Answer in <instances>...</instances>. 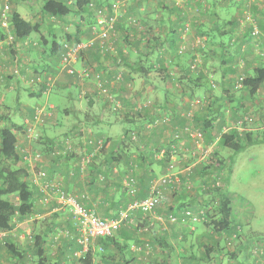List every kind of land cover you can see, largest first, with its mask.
<instances>
[{"label":"crops","instance_id":"0c3cea01","mask_svg":"<svg viewBox=\"0 0 264 264\" xmlns=\"http://www.w3.org/2000/svg\"><path fill=\"white\" fill-rule=\"evenodd\" d=\"M97 1L109 6L113 0ZM122 1L127 6L116 22L112 51L100 50L95 40L73 61L76 69H88L82 80L60 68V59L65 43L89 36L92 17L86 26L82 14L74 13L78 18L73 16L71 23L68 15L42 13L41 20L29 19L40 29L25 39L27 44L25 40L9 47L0 43V126L11 124L17 140L25 144L22 129L14 127L16 117L22 124L36 104L52 106L38 127V141L45 148L38 167L58 174L64 189L99 216L122 215L110 238L90 242L89 264H192L186 237L190 240L193 232H188L190 225L184 224L181 211L192 208L201 196L164 186L165 199L151 212L132 207V202L149 195L151 181L165 173L167 165L176 164L182 168L180 173L189 169L192 176L205 177L203 163L187 159L193 140L186 134L174 146L178 142L174 134L191 120L199 129L193 134L198 139L196 147L218 143L220 135L233 128L254 138L253 122L257 115L264 116V83L253 95L248 87L234 85L238 75L264 66V7L257 0H186L180 5L172 0ZM90 13L85 15L90 17ZM127 15H134L135 26ZM186 20L191 26L184 31ZM57 25H65L64 37ZM251 26L257 28L255 37ZM3 37L0 28V40ZM19 61L21 74H14ZM141 67H150L156 74L144 77L137 72ZM52 77L54 82L48 87ZM100 82L107 91L98 92ZM22 83L28 86L21 87ZM22 91L27 96L38 92L39 100L28 101ZM111 103L119 108L113 111ZM188 109L193 110L191 120L185 114ZM244 115L253 120L241 128L237 120ZM164 117L165 121L153 125ZM127 131L130 138L136 131L139 140L122 142ZM115 135L121 136L120 145L111 149ZM89 137L102 139L103 145L81 169V158L93 148L86 144ZM66 138L71 146L68 153L52 156L51 151ZM126 171L137 181L132 194L125 186ZM33 185L34 212L24 220H14L5 231L0 239V264H83L70 212L54 200L44 202L42 191ZM227 196L234 211L233 199ZM170 214L177 221H170Z\"/></svg>","mask_w":264,"mask_h":264},{"label":"rangeland","instance_id":"374dc122","mask_svg":"<svg viewBox=\"0 0 264 264\" xmlns=\"http://www.w3.org/2000/svg\"><path fill=\"white\" fill-rule=\"evenodd\" d=\"M0 1L2 2L1 3V7H2L4 1L3 0H0ZM91 1H93L95 4L93 8H90L91 16L89 17L88 14L85 15L86 13H82V16L87 18V19L84 18V22H86V26H88L87 25L88 18L90 19L92 17V20L89 23V26L87 28V30H89L88 31L89 36H92L90 26L94 23L95 15L98 14L99 11H101L103 13L102 14L103 16H107L108 9L110 10L111 8L109 6H106L107 4L103 2L101 3V1H97V0H91ZM117 1L119 0H113L111 3H109V5ZM250 1L253 2V0H250ZM257 1H259L260 5L264 7V0H257ZM42 2H43L42 0H8L7 3L10 6L11 10L13 8H17L18 10H20V13L23 16L33 21L35 19L36 20L43 19V16L41 15L42 14V11H41ZM126 2L127 1H124V2L122 1L121 5L119 4L120 7H118L117 15H120V14L122 15L123 8L127 6ZM73 16H74V13H70L68 15V17L72 21L71 23H73V20H72ZM127 16L128 18L130 16L134 17V15H127ZM74 17L75 19L78 18L76 16ZM252 18L253 17H251L250 15L248 16L249 20ZM130 24L135 26V24H132V23ZM57 26L58 27L56 29H58V31L63 35L62 37H64L65 32H67V29H65L64 27L65 25H57ZM0 28L3 30L4 36H5L2 38V40H0V43H4L6 46L9 47V45L11 44L7 43L6 28L1 25H0ZM115 28H116V23H115ZM89 36L88 37L85 36L83 40H80V41L86 42L89 38H91ZM255 36L256 35H252V37H255ZM115 37L116 35L114 34V36L111 38L112 46H114ZM74 60H72L71 64L73 63ZM19 63H21V61H19L18 64L15 66L13 70L14 74H18V73L21 74L22 67H20ZM81 69H77V70H81ZM243 76L244 74L238 75L237 79L239 82H241L240 77L243 78ZM53 82H54V78H53ZM22 86H28V85H24V83H22L21 87ZM234 87L242 88L240 85H238V83H235ZM22 92L25 95V98L30 102H35L39 100V98L35 96H27L26 93H24V91ZM146 104H150V102H147ZM38 105H41V104H36L35 106H38ZM111 106H112V103H111ZM114 106H112V109L113 111H116V109L119 107H117L116 105ZM11 109L13 110V108ZM9 111L10 109L8 108L5 110V113L8 114ZM18 111H23V110L18 109ZM258 112L260 111L258 110ZM185 114L187 118L191 120V118L193 117V110L189 111L188 109L185 112ZM16 119H17L15 121L16 125L14 124L13 125L16 129L21 130L22 129L20 128V126L22 125L20 123L21 121L17 122L20 120L18 117H16ZM164 119L166 120V117H164ZM252 120L253 119L251 116H247V115L241 116L237 120V126H240L241 128H243L244 126L248 125V122H251ZM126 125L127 124L125 122H122V126L125 127ZM253 125L255 126V129L252 132L254 138L251 140V142L250 141L246 142L244 135H242L243 137L242 149H240L236 153H232L231 159H233V165H232V169L230 172L231 175L230 174L227 175L224 172L226 171V168H225L226 164L225 166L218 169L220 174H223V176L220 175L221 178L223 177L222 179H220V177L217 179L218 184L212 183V179L208 176H205L204 178L202 177L196 178L197 176H192L189 169H186L185 171H183V172H188L187 175L190 172V176L188 175L187 177H185L184 181L182 182L181 186L178 189H180V191H183V192H186V191L195 192L199 194L200 196H202V198L197 200V204H200V205L198 206L193 205V211L196 212L195 210L201 207L202 210H204L208 214V217H209V219L205 223L207 225L201 222L202 219L201 221H198V223L196 224V223H193L191 219L183 218V221L185 220L187 221V223H184V222L183 223L184 224L189 223L190 225L188 232L190 231L193 232V234H189L187 232V234L190 235V238H191L190 240L188 237H186L187 239L183 238L184 240L186 239V241H188L187 244L191 243V246L188 247L187 245V249H188L187 251L189 252V254L192 255V261H190L192 262V264L196 260H202L199 264H264V116L258 117L257 115L256 121L253 122ZM185 127H187L189 129V132L193 134H196L197 131H199V129L196 126H194L193 120H191V123L188 122L187 125H185L182 128V132L179 131L174 134L173 136V138H175L174 140H178L179 142V143L176 142L174 146L178 147V145L180 144V141L183 140V136L188 135L187 137L193 140L191 141L193 143V147H190L189 148L190 151L187 152L188 153L187 159H190V160L193 159L191 163L192 162H202L204 165L206 164L213 165L215 163L216 157L219 159H224L225 161L227 160V158L230 155L229 150L221 148L220 146H218V143L216 142L210 145H207V146L201 145L199 147H196L195 146L196 140H198L197 136H191L187 132V130H185ZM116 129H118V127H116ZM132 133H134L136 137L134 139H131L129 137L130 140L138 141L139 140L138 133L136 131L131 132V134ZM22 137L24 140L25 136L23 135ZM120 139H121V136L115 135L114 137H112L110 141V148L112 149V145L119 147ZM24 141L26 143L22 144L21 146H29L30 148L36 151H39L41 153L45 151V148L42 145H40L38 138L30 140L29 142H27L26 140ZM171 163L173 162L171 161ZM173 165H174L175 171H179L182 169V168H178L176 164H173ZM15 166H23V162L19 160L18 162L15 163ZM214 166H216V164H214ZM204 181H206L207 183L203 185ZM213 185L217 186L221 192L227 195H230L232 197L233 202H234V211H233L234 221L233 223L236 225H239L240 227H239V232L236 233V235L234 236H231V235L228 236L226 234L218 236L217 245H215L214 247L215 251L211 252L210 259L205 260L204 255H203V250L205 249L204 246L205 244H208L209 242H213V239L215 238L212 235L209 220L212 218L210 217V215L212 214L210 206L212 205V203L214 204L217 202V196L215 194H209L210 191H207L208 187H212ZM205 198L206 200L204 201L205 203L204 204L202 199H205ZM195 233L197 234L196 237L194 235ZM31 238H32L31 242H33V237L31 236ZM220 252L223 254L221 259H220V256L218 255V253Z\"/></svg>","mask_w":264,"mask_h":264},{"label":"built area","instance_id":"2783aa9c","mask_svg":"<svg viewBox=\"0 0 264 264\" xmlns=\"http://www.w3.org/2000/svg\"><path fill=\"white\" fill-rule=\"evenodd\" d=\"M4 3L0 9V25L6 28L7 33V43H18L15 40L14 34L9 29V12L10 6L8 5V0H3ZM177 5H180L185 0H172ZM74 0H67V4H73ZM122 1L119 0L111 4L110 10L108 9V15L103 16L102 12L99 11L95 15L94 23L90 26L92 33L91 38L86 42H75L74 44L65 43L64 52L61 54V67L65 69L69 74L74 75L76 78L82 80L85 76L88 75V70L83 68L81 70L75 69L71 62L76 59L83 48L91 45L95 40H98V45L100 50L108 52L112 51L113 46L111 38L115 34V23L118 20L117 15L119 4L121 5ZM94 2L89 0L88 7L93 8ZM124 6V5H123ZM129 22L132 24H137L135 17H129ZM252 22V19H251ZM258 33L257 28L254 26L252 30V35ZM24 44H27V40L23 41ZM243 78L240 77V81ZM53 78H48V87L50 83H53ZM104 83L100 82L98 84V92L104 91ZM238 85H242V82L238 81ZM52 106L44 103L38 106H35L32 112V116L22 123V134L25 136L24 139L29 142L30 140L36 139L39 137L38 126L43 123L44 116L47 115L48 108ZM165 121L164 118H158L153 122V125H156L159 122ZM185 130L193 136V133L189 132V129L185 127ZM136 136L134 133L131 134V138L134 139ZM87 145H91L93 148L91 152L86 153L80 162V168L85 169L86 163H89L91 158L100 150L103 145L102 139H93L88 138L86 140ZM19 140L16 142V149L19 151L21 162L23 166L27 169L28 173L32 177L33 183H35L38 188L42 191V200L48 202L54 200L59 204L61 208L67 209L71 214V219L73 224L78 232L77 242L81 246L78 255L84 257L85 253L89 249L90 242L98 237L109 238L113 235L114 231L117 229L121 216L117 218H105L99 216L93 209L87 208L83 203L79 201L77 195L73 194L64 189L62 182L58 178V174L52 173L49 174L46 170L39 168L38 163L42 161L43 154L39 151H36L29 146H21ZM69 140L66 138L63 142L60 143V148L54 149L51 151L52 156L59 154H66L70 150ZM180 172L174 170V165L170 164L167 168V173L156 177L151 181L149 195L142 200H134L132 202V207L139 208L142 212L148 213L151 212L161 201L165 199L164 196V186L179 188L182 184V180L179 176ZM134 180L130 175H126L125 186L128 193L132 194L134 192ZM218 184V182H215ZM202 212V211H199ZM182 213V218L191 219L192 222H198L201 220L199 213L185 209ZM203 213V212H202ZM122 214V213H120ZM168 219L172 222L177 221V216L170 214ZM196 220V221H195ZM5 234V231H0V239Z\"/></svg>","mask_w":264,"mask_h":264},{"label":"trees","instance_id":"16d2710c","mask_svg":"<svg viewBox=\"0 0 264 264\" xmlns=\"http://www.w3.org/2000/svg\"><path fill=\"white\" fill-rule=\"evenodd\" d=\"M42 1L41 11L43 14L49 16L61 17L69 15L70 13L82 14L90 11V7H88L89 0H74L73 4L70 5L67 4L65 0ZM109 7H111V4L109 5ZM196 8L197 9H195V13H198L200 11V7L196 6ZM183 26V30L185 31L189 30L191 24L188 20H186ZM9 29L14 34L16 41H23L28 38L31 33H39L40 25L37 23H32L27 17L23 16L17 8H13L12 10L10 9L9 12ZM252 30L253 27L250 33H252ZM137 72L142 76L148 78L153 77L156 74V72H153L150 67H141L139 70H137ZM241 82L243 86L248 87L249 93L251 95L255 94L262 83H264V66L254 67L248 75L243 76ZM29 96H38V92L37 94H31ZM33 109L34 108H32V112ZM20 128H22V125L20 126ZM13 129V126L7 123L0 126V231L10 230L14 223V220H24L34 212L33 198L36 189L31 181L30 174L28 173L27 169L24 166H15V163L18 162L21 157L19 151H17L16 149L17 137ZM128 134V131L122 134V137L124 138L122 139V142H124L126 139H130ZM244 137L246 142H251L252 137L250 133H246ZM242 142V133H240L235 128L220 135L218 146H221L223 149L229 150V157L226 161L224 159H219L216 157L214 163L216 164V166H214V164H202L200 166L202 173L205 176L210 177L212 179V183H215V181H217L219 177L220 179L223 178H221L220 176H223V174H220L218 169L225 166V164L226 171L224 172L227 175L230 174L233 165V159H231L232 153H236L240 149H242ZM125 173H128V175L133 178V184L137 187V181L134 175L130 171H126ZM165 173H167V171ZM188 175L190 176V174ZM188 175L187 172L186 174H179L182 182ZM206 183L207 182L204 181L203 185ZM146 188L147 187H143V190H146ZM207 191H210L209 194H215L217 196V202L214 204L212 203V205L210 206V209L212 211L210 217L212 218L209 220V224L212 235L215 238L213 239V242H209L204 246L205 249L203 250V255L205 260L210 259L211 252L215 251L214 247L215 245H217L218 236H221L223 234L234 236L239 232L240 227L239 225L237 226L233 223L234 213L232 211V200L225 193L221 192L220 189L215 185H213L212 187H208ZM200 198H202V196ZM202 200L204 203L206 198ZM196 205L198 206L200 204L196 203ZM185 209L193 211V207H190L184 208L181 212H183ZM195 211L199 213L201 217H203L201 218L202 221H200L205 224L209 219L208 214L204 210H202L201 207ZM199 211H202L203 213ZM193 223L197 224L198 222ZM36 238L40 239L41 236L37 235ZM35 243V245H38L37 241ZM37 253H41L40 248L38 249ZM218 255L221 259L223 254L220 252L218 253ZM80 260L83 264H89V253H85L84 257L80 258ZM201 261L202 260H196L193 263L199 264Z\"/></svg>","mask_w":264,"mask_h":264}]
</instances>
